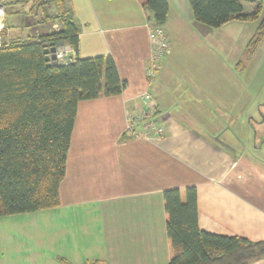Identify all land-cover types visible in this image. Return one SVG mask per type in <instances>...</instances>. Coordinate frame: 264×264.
<instances>
[{
	"label": "crops",
	"instance_id": "crops-1",
	"mask_svg": "<svg viewBox=\"0 0 264 264\" xmlns=\"http://www.w3.org/2000/svg\"><path fill=\"white\" fill-rule=\"evenodd\" d=\"M167 2L170 50L148 78L153 18L138 0H63L78 28L72 60L111 56L125 85L78 102L59 204L0 217V264H167L163 192L173 188H195L201 231L264 240V115L252 114V81L237 65L223 75L220 37L194 21L187 0ZM61 28L52 0H0V45ZM144 91L162 139L123 134L125 110Z\"/></svg>",
	"mask_w": 264,
	"mask_h": 264
},
{
	"label": "trees",
	"instance_id": "trees-1",
	"mask_svg": "<svg viewBox=\"0 0 264 264\" xmlns=\"http://www.w3.org/2000/svg\"><path fill=\"white\" fill-rule=\"evenodd\" d=\"M44 2L50 0H42ZM62 28L37 40L0 45V217L53 208L65 175V161L77 104L119 94L125 83L111 56L75 57L49 64L51 43L78 45V28L64 17L63 0H52ZM163 26L167 0H138ZM244 0H187L195 22L210 28L231 20H260L246 46L251 55L264 37V7L250 12ZM250 50V51H249ZM169 259L167 264H246L264 257V240L250 241L201 231L194 187L163 192ZM60 264H72L59 258ZM85 264H98L87 262Z\"/></svg>",
	"mask_w": 264,
	"mask_h": 264
},
{
	"label": "rangeland",
	"instance_id": "rangeland-1",
	"mask_svg": "<svg viewBox=\"0 0 264 264\" xmlns=\"http://www.w3.org/2000/svg\"><path fill=\"white\" fill-rule=\"evenodd\" d=\"M258 2H261L264 7V0H244L242 2L243 11L250 12ZM260 20H231L220 27L211 28L215 32L216 38L220 37V55L219 57L217 55L216 60L220 61L223 75L227 68L237 65L238 70L243 71L241 76L252 81L255 99L252 114L255 117L264 115V37L251 55L247 54L246 46ZM257 104H261V106L258 108ZM5 229L4 222L0 223V245L6 241L1 234Z\"/></svg>",
	"mask_w": 264,
	"mask_h": 264
},
{
	"label": "built area",
	"instance_id": "built-area-1",
	"mask_svg": "<svg viewBox=\"0 0 264 264\" xmlns=\"http://www.w3.org/2000/svg\"><path fill=\"white\" fill-rule=\"evenodd\" d=\"M150 56L146 69L148 78L156 76L161 59L169 53L170 45L166 31L163 27L149 24ZM74 49L68 44L56 47L55 55L59 63H67L73 58ZM165 125L159 113L158 105L147 92L135 97V104L125 110L126 137L142 138L148 141L164 138Z\"/></svg>",
	"mask_w": 264,
	"mask_h": 264
},
{
	"label": "water",
	"instance_id": "water-1",
	"mask_svg": "<svg viewBox=\"0 0 264 264\" xmlns=\"http://www.w3.org/2000/svg\"><path fill=\"white\" fill-rule=\"evenodd\" d=\"M63 43L58 42V43H51L49 44L48 47L44 48V53H45V59L48 61L49 64L52 65H57L58 62L56 60V55H55V50L56 47L61 46Z\"/></svg>",
	"mask_w": 264,
	"mask_h": 264
}]
</instances>
